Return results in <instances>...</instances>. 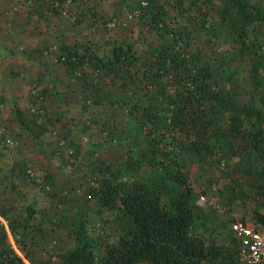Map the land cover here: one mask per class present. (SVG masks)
<instances>
[{"label":"trees","instance_id":"16d2710c","mask_svg":"<svg viewBox=\"0 0 264 264\" xmlns=\"http://www.w3.org/2000/svg\"><path fill=\"white\" fill-rule=\"evenodd\" d=\"M140 21L144 40L114 41L99 51L89 43L71 40L58 46V62L66 75L78 77L87 97L97 104L127 106L129 130L142 146L132 147L118 164L100 163L103 175L95 194L97 211H118L124 220L117 240L94 249L88 234L79 229L80 241L70 251L34 253L47 233L35 222L38 209L22 207L20 222L0 205V264H237L236 242L204 216L205 206L183 175L185 159L202 160L215 154L221 140L223 157L248 163L256 174L252 198L264 204V111L245 105L249 94L260 103L264 88V7L248 0H115ZM226 38L234 53L246 60L247 89L232 67L218 58L216 44ZM110 87L104 88V83ZM243 97V98H242ZM227 111L224 129L217 127L220 112ZM45 131L36 115L23 122ZM105 126L97 119L96 124ZM22 125V126H23ZM21 126V127H22ZM250 168V167H249ZM11 175L33 180L23 165L12 161ZM165 175V177H164ZM34 181V180H33ZM234 184L225 198L238 195ZM169 205H161L162 192ZM256 222L264 224V213ZM243 220L244 218L241 217ZM33 220L34 222H31ZM36 223L38 226H36ZM216 238L207 237L208 231ZM14 241L18 252L8 242ZM220 237L225 242H220Z\"/></svg>","mask_w":264,"mask_h":264},{"label":"rangeland","instance_id":"374dc122","mask_svg":"<svg viewBox=\"0 0 264 264\" xmlns=\"http://www.w3.org/2000/svg\"><path fill=\"white\" fill-rule=\"evenodd\" d=\"M114 1L11 0L28 24L25 40L13 37V31L0 32L7 40L12 38L6 57L8 46L0 47V205L12 207L9 212L20 222L27 217L24 205L32 204L38 209L34 221H41L47 233L45 242L35 248L38 257L72 250L80 241L79 229L99 250L115 242L123 229L124 220L118 211H97L95 191L103 177L99 164H118L129 152L134 155L128 149L142 146V140L129 130L127 106L116 109L117 106L86 98L89 92L81 88L78 77L66 75L57 60L58 46L71 40L89 43L99 51L122 40L141 47L144 31L140 21ZM248 1L264 7V0ZM7 14L12 23L15 14ZM260 34L264 43V30ZM234 46L221 38L215 48L218 58L232 67L246 90L248 67L246 60L234 53ZM108 87L105 82L104 88ZM261 94L264 96V88ZM242 101L264 111V101L260 103L249 94ZM16 110L22 112L23 122L36 115L37 123L45 129L41 136L34 137L37 128L23 125ZM228 114L220 112L216 124L219 129L226 127ZM97 119L105 121V126L97 125ZM214 149V155L202 160L185 159L182 165L195 197L204 193L220 204L221 212L208 207L204 216L217 225V233L225 231L227 217L232 214L258 225L255 210L263 214L264 204L254 201L249 191H255L257 185L253 167L258 162L249 166L223 157L221 140ZM12 161L25 166L34 181L17 179L13 176L16 171L11 175ZM233 181L239 183L234 184L240 187L239 196L227 203L225 191ZM160 202L164 207L169 205V194L164 190ZM229 210L231 213L226 214ZM0 222L6 224L1 217ZM215 232L209 230L207 237L215 239ZM220 242L225 240L220 237ZM100 257L101 251L96 264Z\"/></svg>","mask_w":264,"mask_h":264},{"label":"built area","instance_id":"2783aa9c","mask_svg":"<svg viewBox=\"0 0 264 264\" xmlns=\"http://www.w3.org/2000/svg\"><path fill=\"white\" fill-rule=\"evenodd\" d=\"M197 203L221 212L220 204L200 193ZM231 213L230 210L226 214ZM226 231L234 238L237 250V264H264V224H251L235 215L227 217Z\"/></svg>","mask_w":264,"mask_h":264},{"label":"crops","instance_id":"0c3cea01","mask_svg":"<svg viewBox=\"0 0 264 264\" xmlns=\"http://www.w3.org/2000/svg\"><path fill=\"white\" fill-rule=\"evenodd\" d=\"M0 12H4V14L0 15V32L1 31H13L14 32L13 37L21 39V40L22 39L25 40L26 34H24V32L27 31L28 24L24 23V19L22 18V15L17 13V7L11 3V0H0ZM8 12L15 14V19L13 20L12 23H11V17L10 18L8 17V14H7ZM1 18H3V20ZM8 35H11V33ZM0 37H1L0 47H5V45L8 46L6 48L7 50H5V55L3 56V57H6L8 53V49L12 42V38L7 40L6 38L1 36V33H0ZM10 59H13V58H10ZM14 59H18V58H14Z\"/></svg>","mask_w":264,"mask_h":264}]
</instances>
